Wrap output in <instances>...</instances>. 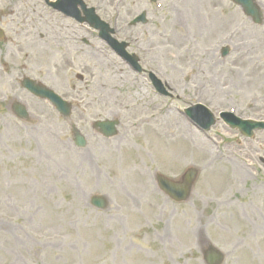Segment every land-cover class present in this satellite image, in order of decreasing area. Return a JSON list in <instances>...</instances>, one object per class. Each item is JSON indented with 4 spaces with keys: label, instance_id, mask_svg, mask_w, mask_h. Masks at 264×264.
Here are the masks:
<instances>
[{
    "label": "rangeland",
    "instance_id": "obj_1",
    "mask_svg": "<svg viewBox=\"0 0 264 264\" xmlns=\"http://www.w3.org/2000/svg\"><path fill=\"white\" fill-rule=\"evenodd\" d=\"M113 1L98 11L105 21H117ZM257 2L261 25L229 0H123L121 22L143 12L148 22L122 25L118 35L154 48L144 69L164 82L169 99L88 26L64 21L40 0H0V264H206L209 246L225 255L223 264L253 256L264 262V131L248 139L218 123L207 135L185 115L200 103L216 115L264 121V0ZM15 60L72 105L70 119L20 91ZM101 60L121 71L113 74ZM12 101L26 105L29 123L11 111ZM167 111L215 155L200 159L201 146L174 116L162 122ZM158 114L164 117L155 123ZM104 120L120 122L116 137L94 129ZM73 126L87 148L74 145ZM167 132L175 138L160 141L157 134ZM211 158V169L227 176L220 188L205 183ZM234 164L245 167L248 182L229 179ZM189 168L198 171L193 191L173 202L156 176L179 181ZM97 195L108 200L107 210L90 205Z\"/></svg>",
    "mask_w": 264,
    "mask_h": 264
},
{
    "label": "water",
    "instance_id": "obj_2",
    "mask_svg": "<svg viewBox=\"0 0 264 264\" xmlns=\"http://www.w3.org/2000/svg\"><path fill=\"white\" fill-rule=\"evenodd\" d=\"M231 1L239 5L243 9L244 13L248 17H251L256 24H262L263 14L260 11L255 0H231ZM93 13H94L93 10H91V14ZM140 21L146 23L145 17L142 16L140 19H137L133 24L139 23ZM91 23L96 29L101 30V36L103 38H107L111 40L108 35L109 32H111L109 26L101 22L100 19L95 16L94 19L91 20ZM228 53H229L228 49H225L223 51L224 56H226ZM25 86L34 95L49 100L55 106L58 112L65 118H68L71 115V110H72L71 106L67 104L65 101H63L59 96H57L52 90L40 84H36L31 80H28ZM14 113L22 120H27V121L29 120L28 119L29 115L27 113L26 108L23 105H19V104L16 105V107H14ZM188 114L190 116L195 117L200 122H204L202 124L205 126L207 130H209L211 126L214 124L213 115L211 114V112L201 105L195 106L194 108L190 109L188 111ZM199 116L201 118H199ZM235 120L236 119H227V122L232 127L239 128L241 132H243L245 135L249 137L253 135V130H257V129L264 130V123L241 122V121L236 122ZM117 124H118L117 121L115 122L103 121V122H97L94 126L95 129H98L106 137H113L117 134V130L115 128ZM73 135H74V142L77 147L85 148L87 146L86 139L81 135V133L78 130L74 129ZM197 175H198L197 170L190 169L188 172H186L182 181H174L161 175L158 176L157 180L159 187L164 193H166L175 202L181 203L188 200L192 192L193 186L196 182ZM91 204L94 207L101 210H105L109 206L107 199L101 196L92 197ZM206 256H207L208 264H222L224 261V255L213 247L209 248Z\"/></svg>",
    "mask_w": 264,
    "mask_h": 264
},
{
    "label": "bare ground",
    "instance_id": "obj_3",
    "mask_svg": "<svg viewBox=\"0 0 264 264\" xmlns=\"http://www.w3.org/2000/svg\"><path fill=\"white\" fill-rule=\"evenodd\" d=\"M53 41V40H52ZM99 52V51H98ZM101 52V51H100ZM101 54H105L104 52H101ZM100 63L103 65V67L107 68L108 70H110L113 74H116L118 72L121 71V68L120 66H114V68H111L110 65H109V61H103L101 60ZM116 78V76H115ZM120 78V77H119ZM137 89L139 91L142 90V87H137ZM158 117L156 118L157 120L155 121V119H152L150 118L149 120L148 119H145L142 121V125L146 124L148 121L150 122H154L157 123V122H161L162 118H160L161 116L165 118L162 120V122H170L169 118H171L172 116L175 117V123H176V126L179 128V130H183L186 132L187 134V137L189 136V133L191 134V138L194 140V142L196 143L197 146H201V147H198L200 148L199 149V152L197 153L199 156H200V159H205V158H209V156H212V155H215L214 152H211V147L210 145H208V143H198L195 141V134L190 132L189 130V126L187 124V122L179 115H173L170 111H167L165 113V115H161V114H158L157 115ZM148 120V121H146ZM158 135V139L161 141L163 138L167 141H172L175 136L173 134H171L170 132H167V133H163V136L162 138H160L161 135L157 134ZM156 135V136H157ZM185 137V138H187ZM182 138V137H181ZM185 138H183L185 140ZM161 149V146L159 145H156V152L160 154V152H163V151H160ZM192 152L195 151V149L192 147L191 148ZM185 154V153H184ZM231 154V153H230ZM184 156V155H183ZM239 156L241 157V155L239 154ZM182 155L179 154L177 155V159H181ZM217 160H218V156H217ZM215 161L216 159H209L207 160L208 162V168L207 170H205V176L207 177V180L205 179V183L207 185H211V186H216L217 188H220L222 186L223 183H226L228 180H227V176L224 174L223 171H215V170H212L211 168H213V165L215 164ZM229 162V161H228ZM235 165V164H234ZM245 168V167H244ZM243 167L239 168L237 167L236 165L232 168V175L231 177L229 178L231 181H234L236 182L237 184H241L243 182H248L250 180L249 178V173L246 172V169H244ZM203 171V169H202ZM247 263L246 264H264V262L260 259H257L256 257H252L251 259H249L248 261L245 260Z\"/></svg>",
    "mask_w": 264,
    "mask_h": 264
},
{
    "label": "flooded vegetation",
    "instance_id": "obj_4",
    "mask_svg": "<svg viewBox=\"0 0 264 264\" xmlns=\"http://www.w3.org/2000/svg\"><path fill=\"white\" fill-rule=\"evenodd\" d=\"M41 1H51V2H55V1H62V0H41ZM85 1V0H84ZM86 1H90V0H86ZM99 1H102V0H99ZM105 1V4L104 3H97L95 5H89L91 7H94L96 8L97 10L102 11L105 7V5L107 6V8L109 7V0H104ZM116 1H119L120 3L116 6H115V2ZM123 0H114L111 7H112V11H113V14H114V17L116 18L117 21H110L111 24H113L115 26V30L116 32L118 33L121 29V26L122 25H126L125 23L126 22H121V16L123 15ZM65 21H69V22H72L74 24H76L77 22H75L74 20L62 15V14H59ZM120 20V22H119ZM120 28V29H119ZM122 31V30H121ZM4 37H5V33H4ZM15 53H13V56L17 58V54L18 52L14 51ZM129 52L131 54H136L139 58V61H140V64L144 67L145 65V60L147 58V56H151L154 54V48H145V47H142V46H136V47H132V45L130 46L129 48ZM16 63L14 62L13 63V71H14V74L15 75H22V79L18 78L17 80V83L19 85V88H20V91H26V89L23 88V84H22V81L25 77H27L25 74L26 72H30L31 71V68L27 67V65L25 66L24 63L20 62L19 60H15ZM22 64V65H21ZM154 71V69H153ZM22 73V74H21ZM156 73V72H155ZM143 77H145L147 79V77H149V74L147 73H143L141 74ZM30 77V76H28ZM148 80V79H147Z\"/></svg>",
    "mask_w": 264,
    "mask_h": 264
}]
</instances>
